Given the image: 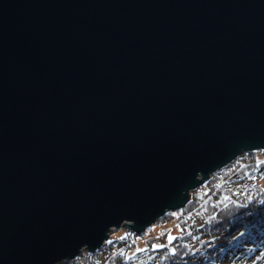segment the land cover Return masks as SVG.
<instances>
[{"label": "water", "instance_id": "obj_1", "mask_svg": "<svg viewBox=\"0 0 264 264\" xmlns=\"http://www.w3.org/2000/svg\"><path fill=\"white\" fill-rule=\"evenodd\" d=\"M264 151V0H0V264L140 236Z\"/></svg>", "mask_w": 264, "mask_h": 264}, {"label": "trees", "instance_id": "obj_2", "mask_svg": "<svg viewBox=\"0 0 264 264\" xmlns=\"http://www.w3.org/2000/svg\"><path fill=\"white\" fill-rule=\"evenodd\" d=\"M257 153H243L211 173L189 193L182 209L158 218L155 224L164 229L153 235L154 246L141 242L144 247L138 250L137 235L125 232V236L104 242L97 252L80 251L60 264H219L217 256L233 252L253 227L264 229V163ZM172 220L176 223L168 229ZM113 246L118 253L109 252ZM107 249L109 253L100 254Z\"/></svg>", "mask_w": 264, "mask_h": 264}, {"label": "rangeland", "instance_id": "obj_3", "mask_svg": "<svg viewBox=\"0 0 264 264\" xmlns=\"http://www.w3.org/2000/svg\"><path fill=\"white\" fill-rule=\"evenodd\" d=\"M252 152H257V151H252ZM258 152L259 153H257V154L259 155L261 152L260 151H258ZM242 154L243 153L241 152V154H239L238 156H240ZM259 158H260L259 162L261 161L262 163H264V154L259 155ZM175 215H176L175 217H176L177 222H178L180 215L177 216L178 213H176ZM174 220H172V222H169L170 225L167 226L168 229L170 227H172V224L174 225L176 223ZM159 229H164V228L163 227L161 228L160 225L153 224L144 231L146 232V234H148V236H150V235H156L157 231ZM163 233H164V231H163ZM122 235H124V236L126 235V233L124 232V229L119 228L117 230L116 229L112 230L109 233L108 240L110 238H111L110 240L115 239L116 237L118 238ZM244 236L245 237L243 238V240H240L239 245L237 246V248H235V250L233 252H231L229 254L225 252L221 256H219V255L217 256V260L219 261L218 262L219 264H259V263L264 264V229L262 227H259V226L253 227V229H251L249 231V233L245 234ZM136 242H137L136 249L139 250L142 247H144L143 244L141 243V241L137 240ZM149 246L146 245V247H149ZM150 247H152V246H150ZM219 249L220 248H218L217 250L219 251ZM83 250H81V251L86 252L85 250L84 251ZM107 251H108V249L103 251V253H100V254L106 255L107 253H109L111 251L113 253H118V249L116 246H113L109 252H107ZM105 252H107V253H105ZM71 260H64V261L69 262ZM58 264H60V262Z\"/></svg>", "mask_w": 264, "mask_h": 264}, {"label": "built area", "instance_id": "obj_4", "mask_svg": "<svg viewBox=\"0 0 264 264\" xmlns=\"http://www.w3.org/2000/svg\"><path fill=\"white\" fill-rule=\"evenodd\" d=\"M140 239L144 242L146 245H153L156 241V236H147L144 233H142L140 236Z\"/></svg>", "mask_w": 264, "mask_h": 264}, {"label": "bare ground", "instance_id": "obj_5", "mask_svg": "<svg viewBox=\"0 0 264 264\" xmlns=\"http://www.w3.org/2000/svg\"><path fill=\"white\" fill-rule=\"evenodd\" d=\"M262 183V186H263V188H264V181L263 182H261ZM260 264V263H259Z\"/></svg>", "mask_w": 264, "mask_h": 264}]
</instances>
